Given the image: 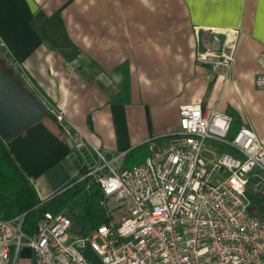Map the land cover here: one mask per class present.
<instances>
[{
  "label": "crops",
  "instance_id": "1",
  "mask_svg": "<svg viewBox=\"0 0 264 264\" xmlns=\"http://www.w3.org/2000/svg\"><path fill=\"white\" fill-rule=\"evenodd\" d=\"M228 29L239 30L235 62L216 72L197 53L220 47ZM262 51L264 0H0V66L39 100L16 62L92 145L126 153L124 163L142 144L164 146L192 103L230 115L235 136L245 126L264 142ZM43 122L70 145L53 117ZM207 141L225 149L206 146L207 161L236 154ZM23 250L21 264H30L28 247L10 264Z\"/></svg>",
  "mask_w": 264,
  "mask_h": 264
},
{
  "label": "built area",
  "instance_id": "2",
  "mask_svg": "<svg viewBox=\"0 0 264 264\" xmlns=\"http://www.w3.org/2000/svg\"><path fill=\"white\" fill-rule=\"evenodd\" d=\"M238 33L226 30L221 46L199 51L197 60L216 72L229 70ZM257 63L255 85L264 89V51ZM14 64L70 141L75 157L71 180L44 201L89 179L104 203L118 202L124 213L120 221L111 219L86 237L73 236L66 211H46L32 235L22 230V216H0V264L14 262L23 247L31 250L33 264H95L84 256L85 248L99 264H264V220L251 213L245 197L249 173L264 171V142L251 129L242 126L228 143L236 154L207 161L202 155L206 140L225 142L233 119L200 103L183 105L179 128L167 143L151 144L143 162L124 166L126 153L107 154L92 145ZM80 65L78 57L65 63L69 72Z\"/></svg>",
  "mask_w": 264,
  "mask_h": 264
},
{
  "label": "water",
  "instance_id": "3",
  "mask_svg": "<svg viewBox=\"0 0 264 264\" xmlns=\"http://www.w3.org/2000/svg\"><path fill=\"white\" fill-rule=\"evenodd\" d=\"M48 116L45 105L0 66V138L31 179L41 201L71 180L75 166L70 145L44 124ZM83 254L100 263L89 248Z\"/></svg>",
  "mask_w": 264,
  "mask_h": 264
},
{
  "label": "trees",
  "instance_id": "4",
  "mask_svg": "<svg viewBox=\"0 0 264 264\" xmlns=\"http://www.w3.org/2000/svg\"><path fill=\"white\" fill-rule=\"evenodd\" d=\"M7 57L12 60L10 54ZM148 143L133 149L125 162L139 164L145 159ZM89 179L79 181L55 197L42 202L29 177L13 156L7 143L0 138V216L5 220L23 217L22 230L32 235L46 211L59 213L82 200L79 211L70 213L73 230L81 236L90 235L102 224L112 219L109 208L102 199L101 191Z\"/></svg>",
  "mask_w": 264,
  "mask_h": 264
},
{
  "label": "rangeland",
  "instance_id": "5",
  "mask_svg": "<svg viewBox=\"0 0 264 264\" xmlns=\"http://www.w3.org/2000/svg\"><path fill=\"white\" fill-rule=\"evenodd\" d=\"M236 125L237 124L235 122L232 123L230 133H228V135L224 139L225 142L231 143L232 140L234 139L235 135L233 133V130L236 128ZM206 146L208 148L209 147L215 148L216 152H220L221 150H225L223 148V145L220 144L219 142L207 141ZM132 164L133 163L125 162L124 166H130ZM245 197L249 203V208L251 210V213L255 217H258L261 220H264V173L261 170H259L258 168H254L252 170L251 174L248 175L247 186L245 189ZM101 199H102L101 201L104 202L103 196ZM81 203H82V200H79L78 202L72 204L68 208V210H65L66 213L68 215H70V213H72V212L79 211L80 207H81ZM105 205L111 211L112 220L115 222L120 221L124 212H123L122 208L119 206V203L108 200L105 203ZM72 232L74 233L73 236L83 237L78 232H76L74 230ZM25 242H26V240H24V243ZM25 254H27L26 250H23V253L20 255V258H18L17 262L14 264H21V261H22L21 259H22L23 255H25ZM29 261H30V264H33L31 259Z\"/></svg>",
  "mask_w": 264,
  "mask_h": 264
}]
</instances>
